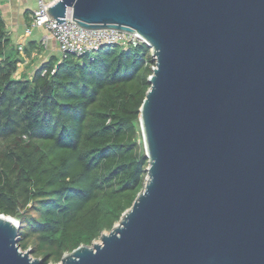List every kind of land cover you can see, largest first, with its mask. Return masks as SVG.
<instances>
[{"label": "water", "instance_id": "water-1", "mask_svg": "<svg viewBox=\"0 0 264 264\" xmlns=\"http://www.w3.org/2000/svg\"><path fill=\"white\" fill-rule=\"evenodd\" d=\"M139 33L156 67L140 109L145 188L57 264H264V0H60L57 24ZM0 214V264H42Z\"/></svg>", "mask_w": 264, "mask_h": 264}, {"label": "trees", "instance_id": "trees-1", "mask_svg": "<svg viewBox=\"0 0 264 264\" xmlns=\"http://www.w3.org/2000/svg\"><path fill=\"white\" fill-rule=\"evenodd\" d=\"M42 49L31 41L21 53L0 9V214L49 264L111 231L145 188L140 109L156 64L147 45H109L18 77Z\"/></svg>", "mask_w": 264, "mask_h": 264}, {"label": "built area", "instance_id": "built-area-1", "mask_svg": "<svg viewBox=\"0 0 264 264\" xmlns=\"http://www.w3.org/2000/svg\"><path fill=\"white\" fill-rule=\"evenodd\" d=\"M39 6L32 12V21L26 29V35L30 36L34 28H44L48 34L42 39L41 44L47 46L50 38L59 45L62 57L69 55L81 58L86 55H94L103 47L119 46L124 50L148 45V42L139 33L127 32L119 29H87L73 20V11L66 13V22L57 24L48 16L47 7L55 5L60 0H37ZM150 47V46H149ZM18 49L24 52V42L18 43ZM153 56L152 48L150 47ZM155 61V57L153 56ZM156 64V61H155ZM156 67L153 66V69Z\"/></svg>", "mask_w": 264, "mask_h": 264}, {"label": "crops", "instance_id": "crops-1", "mask_svg": "<svg viewBox=\"0 0 264 264\" xmlns=\"http://www.w3.org/2000/svg\"><path fill=\"white\" fill-rule=\"evenodd\" d=\"M31 11V10H30ZM32 12L28 11L25 13H21L18 15L14 12V10H9L7 13H4L3 16L7 23L8 33L11 37L12 41L18 45L19 42H24V45L26 46L31 41H36L41 45L42 52L40 54H37L38 52H34L32 54V57H27L24 63L20 64V68L18 70V76H27L31 77L33 73L39 68V66L42 64L43 61L49 59L52 56H55L53 54H50V50L54 52H58L59 57H62V54L60 52L59 45L57 42L50 38L48 45L43 46L41 44L42 39L47 35L44 33L42 36L35 37L34 33L31 34V36L26 35V29L29 27L32 19ZM31 17V18H30ZM30 20V22H29ZM43 46V47H42ZM58 57V56H57ZM45 58L43 61L41 59ZM25 67V69H24ZM32 73L30 74V72Z\"/></svg>", "mask_w": 264, "mask_h": 264}, {"label": "rangeland", "instance_id": "rangeland-1", "mask_svg": "<svg viewBox=\"0 0 264 264\" xmlns=\"http://www.w3.org/2000/svg\"><path fill=\"white\" fill-rule=\"evenodd\" d=\"M38 6H39V4H38L37 0H0V9H1L3 14L7 13V11H9V10H12V11L14 10V12L18 15L20 14V12L26 13L28 11V13H29L31 11L36 10ZM31 21H32V19H31ZM29 22H30V20H29ZM33 33H34L35 37L37 36V38L42 36L44 33L48 34V32L44 28H34ZM50 52L51 53H49V55L53 54V55L59 57L58 52H54L52 50H50ZM44 59L45 58L41 59V61H43ZM24 69H25V67H24ZM31 73H32V71L30 72V74ZM98 242H100V239L98 240ZM32 256L34 257L33 253H32ZM34 258H36V257H34ZM49 264H57V263H49Z\"/></svg>", "mask_w": 264, "mask_h": 264}]
</instances>
